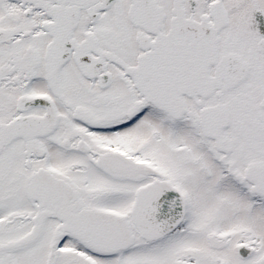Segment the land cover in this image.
<instances>
[{"label": "snow or ice", "instance_id": "snow-or-ice-1", "mask_svg": "<svg viewBox=\"0 0 264 264\" xmlns=\"http://www.w3.org/2000/svg\"><path fill=\"white\" fill-rule=\"evenodd\" d=\"M0 264H264V0H0Z\"/></svg>", "mask_w": 264, "mask_h": 264}]
</instances>
